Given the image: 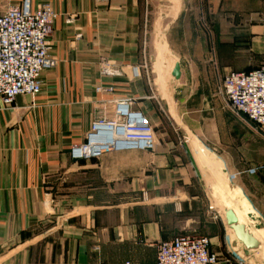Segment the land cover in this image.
Wrapping results in <instances>:
<instances>
[{"label": "crops", "instance_id": "crops-1", "mask_svg": "<svg viewBox=\"0 0 264 264\" xmlns=\"http://www.w3.org/2000/svg\"><path fill=\"white\" fill-rule=\"evenodd\" d=\"M22 1L0 0V14ZM161 1L32 0L57 11L55 65L39 95L0 104V264H156L157 244L179 235L209 237L218 264H264L262 160L241 152L255 141L239 121L225 139L221 91L231 67L264 54V0H168L158 19L169 20L170 59L148 47L150 7ZM161 63L182 67L175 79L193 86L178 92L169 75L163 87ZM105 65L120 74L104 75ZM113 98L132 99L156 149L73 160L71 147L106 115L100 101ZM229 212L257 247L238 240Z\"/></svg>", "mask_w": 264, "mask_h": 264}, {"label": "built area", "instance_id": "built-area-1", "mask_svg": "<svg viewBox=\"0 0 264 264\" xmlns=\"http://www.w3.org/2000/svg\"><path fill=\"white\" fill-rule=\"evenodd\" d=\"M57 11L50 2L33 5L23 0L0 14V104L9 106L21 95H39L42 75L54 67L49 38ZM103 74L116 76L117 69L103 67ZM134 77L140 67L132 68ZM98 92L111 93L112 87L99 86ZM221 91L227 105L264 131V64L250 71H228ZM105 117L93 123L86 141L73 145L75 161L124 150L154 151L157 139L150 121L134 111L131 98L100 101ZM211 239L201 235H179L157 244L156 264H218L220 258L210 249ZM97 249V248H96ZM130 264V263H127Z\"/></svg>", "mask_w": 264, "mask_h": 264}, {"label": "rangeland", "instance_id": "rangeland-1", "mask_svg": "<svg viewBox=\"0 0 264 264\" xmlns=\"http://www.w3.org/2000/svg\"><path fill=\"white\" fill-rule=\"evenodd\" d=\"M169 5V1L168 0H163L160 3L156 2L153 4V6L150 7V14H149V32H148V47H149V51L152 54H156L157 52H160V54L164 53V55L167 56V58L170 59V56L167 55L168 51L165 47L166 41H165V27L166 24L169 22V20H159L158 18L162 17V13L166 14V12L162 11L163 9H168ZM162 27V28H161ZM159 33V34H158ZM157 43L158 46L156 45ZM156 56V55H155ZM251 56H254V62L251 63L249 66H245V65H241L239 67H231L230 69L232 70H238V71H243V70H248V69H257L259 68L261 65L264 64V54L260 53L258 49H256V53L255 54H251ZM167 58H165L167 60ZM168 59V60H169ZM163 60V59H162ZM165 61H162L163 64L166 63ZM162 63L157 67H154V71L155 69H157V72L159 74V77L161 79V85H163V87L168 86V77L170 75V83L174 84L175 89L179 92L184 90L189 89L190 87L193 86V84L191 83H186L183 81L180 82V79H175L178 75L181 74L182 72V67L176 65H163ZM152 67H150L149 65V70L151 71ZM211 71L212 72H208L210 74V77H214V81H210L209 82V87L212 90H216L217 92L220 91L219 89V80L222 77H218V71L217 69L213 66L211 67ZM181 76V75H180ZM179 76V77H180ZM194 87L196 86V83H194ZM178 95H180L179 93L177 94V97H179ZM222 114H223V119L225 122V125L228 123H238L237 121H239L240 123H242L247 129H251V133L252 135H254L253 137H250V139H254L255 143L251 144L249 148H247V146L241 147L240 150L241 152H243L244 154H249V155H253L255 156V158L257 160H262L260 162H257V165L254 169V174L259 177V178H264V131L260 130L259 128H255V127H250V124L245 122L244 120L240 119L235 113V111H233L231 108L226 107V105H223V110H222ZM235 121V122H232ZM238 125V124H237ZM234 128V127H233ZM232 128L228 129V126L226 125L225 127V139L227 138L228 134H231L232 132ZM228 133V134H227ZM232 139V137H231ZM228 141L229 143H231V140H225ZM235 143L233 142V145ZM227 146V145H225ZM232 147V146H231ZM234 147V146H233ZM241 154V153H240Z\"/></svg>", "mask_w": 264, "mask_h": 264}, {"label": "water", "instance_id": "water-1", "mask_svg": "<svg viewBox=\"0 0 264 264\" xmlns=\"http://www.w3.org/2000/svg\"><path fill=\"white\" fill-rule=\"evenodd\" d=\"M227 219L229 225L234 230L236 237L244 244L247 249H254L257 247L258 243L256 239L253 237V235L247 232L242 225L238 224V219L232 212L227 214Z\"/></svg>", "mask_w": 264, "mask_h": 264}]
</instances>
